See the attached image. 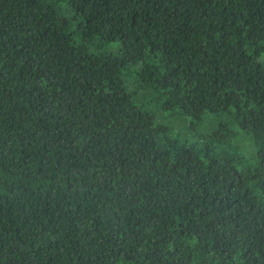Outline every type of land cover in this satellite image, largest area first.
Here are the masks:
<instances>
[{"label": "trees", "instance_id": "obj_1", "mask_svg": "<svg viewBox=\"0 0 264 264\" xmlns=\"http://www.w3.org/2000/svg\"><path fill=\"white\" fill-rule=\"evenodd\" d=\"M0 264H264V0H0Z\"/></svg>", "mask_w": 264, "mask_h": 264}, {"label": "rangeland", "instance_id": "obj_2", "mask_svg": "<svg viewBox=\"0 0 264 264\" xmlns=\"http://www.w3.org/2000/svg\"><path fill=\"white\" fill-rule=\"evenodd\" d=\"M164 122H166V124H168L172 127L171 132L173 134L180 135L181 137H183L184 136L183 134H184V132H186L187 127L189 125V118L180 119V122L174 121L170 118H165ZM238 130H240L239 127H238ZM239 137L241 138L244 152L247 155H249L251 153L250 147H248L249 142H247L246 141L247 139L244 137V135H242V131H241V134L239 135ZM251 149H252V147H251Z\"/></svg>", "mask_w": 264, "mask_h": 264}]
</instances>
